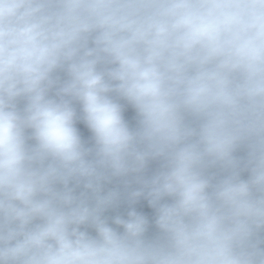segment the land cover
Here are the masks:
<instances>
[{
  "label": "clouds",
  "instance_id": "obj_1",
  "mask_svg": "<svg viewBox=\"0 0 264 264\" xmlns=\"http://www.w3.org/2000/svg\"><path fill=\"white\" fill-rule=\"evenodd\" d=\"M130 175L152 239L104 216ZM262 232L264 0H0V264H264Z\"/></svg>",
  "mask_w": 264,
  "mask_h": 264
}]
</instances>
